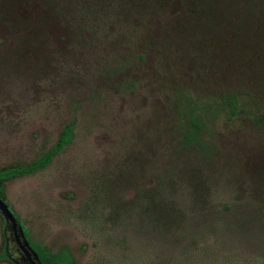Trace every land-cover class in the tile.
<instances>
[{"label":"rangeland","instance_id":"rangeland-1","mask_svg":"<svg viewBox=\"0 0 264 264\" xmlns=\"http://www.w3.org/2000/svg\"><path fill=\"white\" fill-rule=\"evenodd\" d=\"M68 124L1 186L32 242L75 264H264V0H0V172Z\"/></svg>","mask_w":264,"mask_h":264},{"label":"trees","instance_id":"trees-1","mask_svg":"<svg viewBox=\"0 0 264 264\" xmlns=\"http://www.w3.org/2000/svg\"><path fill=\"white\" fill-rule=\"evenodd\" d=\"M194 109L196 108H193L189 114H185L186 120L184 122H181V125L183 124L182 127L185 130V133L183 135V139L185 141L188 140L192 141L195 133L201 131L202 129L201 116L199 115V113L196 114L194 112ZM234 110L235 109L231 101L224 100L220 105L216 104L212 114L213 117H217L220 115V112H222V114L225 113V117L227 118L228 116L235 115ZM71 139H72V124H68L65 125L60 130L55 144L44 155H42V157H40L39 160L35 161L33 164L26 167L18 166L0 172V200L3 195L2 187H1L3 182L12 179L24 178L45 168L48 165V163L51 161L52 157L58 151L62 150L64 147L68 146L71 143ZM12 217L14 219L15 225L18 227L23 242L27 244L29 251H31L36 257V260L34 261L35 264H75L68 248H60L56 254L52 255L50 252L44 250L38 244L32 242L27 236L26 230L17 221L15 215L12 214ZM1 238L3 240L2 235ZM2 261L12 264V261H10L7 257V253L4 248V243L2 245V249L0 250V262Z\"/></svg>","mask_w":264,"mask_h":264},{"label":"flooded vegetation","instance_id":"flooded-vegetation-1","mask_svg":"<svg viewBox=\"0 0 264 264\" xmlns=\"http://www.w3.org/2000/svg\"><path fill=\"white\" fill-rule=\"evenodd\" d=\"M1 235L3 236L4 248L6 250L8 259L17 264L18 261L12 260L13 258L11 256L13 252H16V254L19 256L20 261H22L24 264H29L28 261L26 260L25 255L22 253L20 249V246L21 247L23 246V240L19 233L18 227L15 225L14 228H11L10 225H5L3 222L1 226ZM10 245H12L11 247L14 250L12 251V253L10 252V248H9Z\"/></svg>","mask_w":264,"mask_h":264},{"label":"water","instance_id":"water-1","mask_svg":"<svg viewBox=\"0 0 264 264\" xmlns=\"http://www.w3.org/2000/svg\"><path fill=\"white\" fill-rule=\"evenodd\" d=\"M0 216H1L5 225H10L11 228L15 227L14 219H13L10 211L7 209V207L5 206V204L1 200H0ZM20 249H21L22 253L25 255L28 263L29 264H35L34 261L36 260V257L31 251H29L28 246L25 242H23L22 247L20 246ZM12 264H16V263L12 261Z\"/></svg>","mask_w":264,"mask_h":264}]
</instances>
